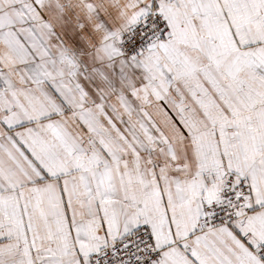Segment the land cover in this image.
I'll use <instances>...</instances> for the list:
<instances>
[{"label":"snow or ice","instance_id":"1","mask_svg":"<svg viewBox=\"0 0 264 264\" xmlns=\"http://www.w3.org/2000/svg\"><path fill=\"white\" fill-rule=\"evenodd\" d=\"M0 264H264V0H0Z\"/></svg>","mask_w":264,"mask_h":264}]
</instances>
